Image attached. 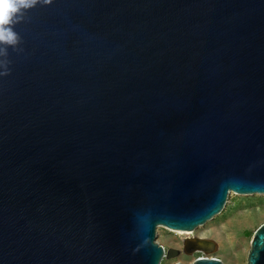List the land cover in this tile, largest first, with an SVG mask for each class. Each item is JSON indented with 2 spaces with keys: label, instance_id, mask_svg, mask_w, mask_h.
Returning a JSON list of instances; mask_svg holds the SVG:
<instances>
[{
  "label": "water",
  "instance_id": "water-1",
  "mask_svg": "<svg viewBox=\"0 0 264 264\" xmlns=\"http://www.w3.org/2000/svg\"><path fill=\"white\" fill-rule=\"evenodd\" d=\"M4 27L0 264H161L158 227L264 195V0H37Z\"/></svg>",
  "mask_w": 264,
  "mask_h": 264
},
{
  "label": "rangeland",
  "instance_id": "rangeland-1",
  "mask_svg": "<svg viewBox=\"0 0 264 264\" xmlns=\"http://www.w3.org/2000/svg\"><path fill=\"white\" fill-rule=\"evenodd\" d=\"M264 223V195L240 196L228 195L222 212L197 228L191 234H179L176 231L158 227L156 243L165 250L175 249L179 255L174 259H163L161 264H192L202 257L182 252L183 240L187 237L211 239L217 244V250L203 257L219 259L223 264H247V255L254 232Z\"/></svg>",
  "mask_w": 264,
  "mask_h": 264
},
{
  "label": "clouds",
  "instance_id": "clouds-1",
  "mask_svg": "<svg viewBox=\"0 0 264 264\" xmlns=\"http://www.w3.org/2000/svg\"><path fill=\"white\" fill-rule=\"evenodd\" d=\"M37 0H0V41L15 44L17 35L11 28L4 27L12 21L14 14L21 9H27L34 5ZM45 3L50 0H44Z\"/></svg>",
  "mask_w": 264,
  "mask_h": 264
},
{
  "label": "bare ground",
  "instance_id": "bare-ground-1",
  "mask_svg": "<svg viewBox=\"0 0 264 264\" xmlns=\"http://www.w3.org/2000/svg\"><path fill=\"white\" fill-rule=\"evenodd\" d=\"M172 231H174V230H172ZM177 233H179V234H186V235H189V234H191V232H183V231H176ZM188 238V237H187ZM186 239V238H185ZM184 241V240H183Z\"/></svg>",
  "mask_w": 264,
  "mask_h": 264
}]
</instances>
